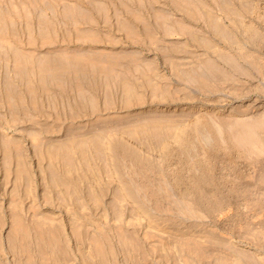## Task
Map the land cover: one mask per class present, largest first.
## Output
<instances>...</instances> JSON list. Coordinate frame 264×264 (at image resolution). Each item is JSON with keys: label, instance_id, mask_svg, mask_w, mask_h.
Listing matches in <instances>:
<instances>
[{"label": "rangeland", "instance_id": "1", "mask_svg": "<svg viewBox=\"0 0 264 264\" xmlns=\"http://www.w3.org/2000/svg\"><path fill=\"white\" fill-rule=\"evenodd\" d=\"M262 81L264 0H0V264H264Z\"/></svg>", "mask_w": 264, "mask_h": 264}, {"label": "bare ground", "instance_id": "2", "mask_svg": "<svg viewBox=\"0 0 264 264\" xmlns=\"http://www.w3.org/2000/svg\"><path fill=\"white\" fill-rule=\"evenodd\" d=\"M211 1V0H210ZM226 2L227 0H220V2ZM191 2V1H190ZM194 3V2H193ZM213 5V4H212ZM226 5V3H225ZM213 8V7H212ZM189 9V8H188ZM204 9V8H203ZM202 9V10H203ZM206 9V8H205ZM219 9V8H217ZM192 10V9H191ZM207 10V9H206ZM193 12V11H192ZM204 12V11H203ZM206 13V12H205ZM209 15L211 12H207ZM209 17V16H208ZM211 17V15H210ZM211 19V18H210ZM211 22V21H210ZM216 22V21H215ZM214 23V21H213ZM212 23V24H213ZM215 25V24H214ZM213 25V26H214ZM218 27V25H217ZM215 28V26H214ZM217 28H215L216 30ZM219 29V27H218ZM218 31V30H217ZM243 58V57H242ZM244 61L246 62L245 58H243ZM241 59V60H243ZM243 61V62H244ZM252 61V60H251ZM240 61V59L236 58V56L232 57V56H228V55H223L221 56V64H220V67H218L213 61H207L205 63V66L203 69H201L199 71L200 73V78L202 80L205 81V84H207L209 81H213V80H221V79H225V78H229V77H233L235 75H242V76H245L249 73H251L250 71H254L252 69L253 68V65L254 63L250 61L246 62V63H243ZM256 67V66H255ZM257 68V67H256ZM258 68H260V66L258 65ZM257 68V69H258ZM261 70V69H260ZM257 71V70H255ZM259 73V71H258ZM244 74V75H243ZM253 74V72H252ZM252 74L249 76L252 77ZM256 74V73H255ZM254 77V76H253ZM234 78V77H233ZM214 83V82H213ZM259 83V82H258ZM262 83H264L262 81ZM241 86V85H240ZM262 87V86H261ZM244 88V87H243ZM247 88V87H246ZM255 88V87H254ZM263 88V87H262ZM257 91H260L257 87H256ZM255 89V90H256ZM261 89V88H260ZM242 90V89H241ZM239 91V90H238ZM252 91V90H251ZM251 91H247V92H251ZM241 92V91H240ZM245 92V91H244ZM245 92V93H247ZM263 92V90H262ZM261 91L260 93L263 94ZM233 93V92H231ZM228 95V94H227ZM241 95V94H240ZM238 96V95H237ZM234 97V96H233ZM228 99V98H227ZM261 105H264V100H263V103ZM263 107V106H261ZM261 114V113H260ZM255 118V119H254ZM252 120H246V121H243L241 123V126H240V129L238 131V138L240 139V141H242L243 143H252L254 140H255V137H254V133L256 132V130L258 129V127H261L262 124L260 122H264V113H262V115H260V117H257V118H260V119H256V117H254Z\"/></svg>", "mask_w": 264, "mask_h": 264}]
</instances>
